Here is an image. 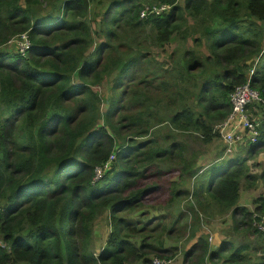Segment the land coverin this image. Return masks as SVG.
Segmentation results:
<instances>
[{
    "label": "trees",
    "instance_id": "16d2710c",
    "mask_svg": "<svg viewBox=\"0 0 264 264\" xmlns=\"http://www.w3.org/2000/svg\"><path fill=\"white\" fill-rule=\"evenodd\" d=\"M101 1L0 0V264H168L179 249H165L163 240L155 244L165 223L168 239L176 242L175 227L187 223L185 239L194 244L184 252V264H264V233L254 215L237 206L242 178L254 179L248 158L264 152V0H185L187 14L200 21L193 41L204 43L210 55L185 53L172 84L156 83L164 65L150 66L139 34L149 29L158 48L172 43L181 29L179 0ZM162 5L172 8L142 19L143 11ZM123 28L137 38L116 58ZM24 33L32 42L27 55L9 52L7 45ZM148 67L155 70L150 77ZM249 78L262 101L247 106L259 132L248 158L202 171L189 143L157 132L169 123L212 141L214 125L231 112L230 94ZM132 79L140 106L114 123ZM198 82L196 108L188 101L175 109L163 103L189 98ZM108 85L114 94L104 115L101 90ZM112 154L115 160L93 183L95 169ZM188 175L196 180L195 207L173 215L180 200H190L179 189ZM149 205L167 213L145 218ZM226 211L248 241L223 242L212 251L208 236L196 234L201 222ZM106 212L111 231L105 247L94 252L93 227ZM137 213L142 219H134Z\"/></svg>",
    "mask_w": 264,
    "mask_h": 264
},
{
    "label": "rangeland",
    "instance_id": "374dc122",
    "mask_svg": "<svg viewBox=\"0 0 264 264\" xmlns=\"http://www.w3.org/2000/svg\"><path fill=\"white\" fill-rule=\"evenodd\" d=\"M102 0L101 2H103ZM211 1V0H210ZM178 5L182 8V14L180 16L182 19L180 22V34L173 40L172 43L166 45L165 47L158 48L151 44V41L149 40V29L148 32L143 33L140 32L139 34V40L144 41L142 51L143 54L146 55L147 60L149 61V64L151 67L155 68L154 62H158L159 64H163V68L159 73L160 79L156 80V83L160 82H168L169 84L173 83L172 77L175 76L176 79L179 77V69L177 67L178 63L180 62V59L185 53L190 52H197L200 54L201 57L203 56H209L210 52L208 48L203 43L202 46H199L200 44L194 43V38L199 37V33L197 31L200 29V21H196L193 19V17L190 16V14H187L185 9V0H179ZM102 14L103 9L100 8L99 10ZM263 29H264V23H262ZM194 26L196 27L194 32ZM193 34V35H191ZM137 36L133 32H131L127 28H123L118 31L116 43H117V52H116V58L117 56H121L122 52H125L126 50H130L132 46H134L135 40ZM9 48L11 49L9 52L11 53H17V48L14 44L10 43ZM5 46L3 49L5 50ZM13 50V51H12ZM148 64V63H147ZM147 64H143L145 67ZM258 66V61L255 62L254 67ZM140 71V70H139ZM155 70L150 72L149 67L146 69V73L149 74L148 77L151 76L152 73H154ZM144 71H140L143 75H145ZM112 87V86H111ZM110 85L106 87V89L101 90L102 98L104 100L102 104L101 111L105 115V112L108 108V101L110 97H113V92L111 91ZM136 88H137V82L134 81V79L128 81L126 83L125 89L128 91V96L124 97L123 99H120L118 103V111L115 113V117L113 122L116 123L119 118L127 116H132L134 113L137 112L138 107L140 104L138 103V98L136 97ZM190 89H192V93L190 94V97L188 98L186 94L180 95L179 99L176 101H163L164 104L171 103L172 109H175L179 103L188 101V104L194 108L197 107V99L195 96L200 92L201 86L198 82V85L196 86H190ZM168 91V89H165L164 93ZM125 118V117H124ZM259 119V117L257 118ZM221 124V123H220ZM216 124L213 127L212 136L213 139L210 142H205L204 137L201 133H190L191 135H186L187 133H180L177 130L173 128V126L169 123H165L164 125L157 128L158 133L162 134H174L175 137L180 142H187L189 143V149L194 155H198V161L201 164H204L201 168L202 171L208 169L215 163L219 162L218 157H222L225 144L221 137L216 136L215 133L217 126ZM166 127V128H165ZM161 134V135H162ZM186 135V136H184ZM147 139H150L148 137ZM142 140V139H138ZM185 144V143H184ZM186 145V144H185ZM249 149H244L243 151L239 152L238 154L234 155L231 159L235 158H248V152ZM228 159L224 161H229ZM248 167H249V175L253 176V180H246L245 177L242 178V187H241V195L240 200L237 204L240 208H245L252 213L254 216H262L264 212V152H260L259 154L255 155L254 157L248 158ZM171 177V176H170ZM175 178V175L172 176V179ZM198 179V178H197ZM179 179H177L178 181ZM195 178L192 175H188L183 180V183L180 185L179 189L181 190H187L190 193V200L182 199L175 207L174 210L171 211L173 215H176L180 211L187 212L188 208L195 207L194 204V196H193V189L195 186ZM187 200V201H186ZM257 208L263 209L262 211H258ZM160 206H148L143 212H146L148 217H152L153 219L159 218L160 215L166 214L167 211L159 210ZM215 210V208H213ZM178 210V211H177ZM193 214V213H191ZM134 219H142L141 215L139 213L134 215ZM146 220V219H145ZM160 223H162L160 221ZM163 224V223H162ZM187 223L184 224H178L175 227L174 236L176 238H180L179 242L172 241L171 239H168L167 233L168 229L166 227V223L163 225H159V229L157 233L155 234V244L156 242L163 240V247L165 249H169L171 246H178V252H176L175 256L171 258L172 261L171 264H184L183 263V255L184 252L191 248V246L194 244L193 241L187 243L186 237L189 232V228L186 227ZM171 226V224H169ZM170 229V228H169ZM199 233L196 234L197 237L201 236L202 234H206L209 239L212 236H215L216 238L223 239V242H233L235 245H239L241 243L247 242L248 239H245L246 237L242 236L243 234L241 232V227L238 229L235 228V222L233 218L232 211H226L223 212V214H214L212 216L211 220H206L204 224L200 225V228L198 229ZM94 236H93V251L96 252V250L105 247L106 240L108 237L109 232L111 231L110 225H109V215L106 212L104 215L100 216L93 227ZM197 237L195 239H197ZM208 239V238H207ZM138 243H142L143 238L136 239ZM210 242V241H209ZM1 244V243H0ZM211 244V242H210ZM213 251V249H212ZM256 257L257 255H253ZM256 258H253L255 260ZM219 264H223L221 261Z\"/></svg>",
    "mask_w": 264,
    "mask_h": 264
},
{
    "label": "built area",
    "instance_id": "2783aa9c",
    "mask_svg": "<svg viewBox=\"0 0 264 264\" xmlns=\"http://www.w3.org/2000/svg\"><path fill=\"white\" fill-rule=\"evenodd\" d=\"M171 9V6L162 5L160 7L155 6L152 10L147 9L141 13L142 18H146L152 14H161L164 10ZM10 43L14 44L17 48V53L22 56H26L32 42L29 34L24 33L14 38ZM9 43V44H10ZM262 101L260 93L250 87V84L240 86L231 95V102L233 105V111L231 115L219 124L216 131L219 132L221 138L225 144V154L231 155L236 152V149L246 145H254L259 136L258 123L251 120L247 106L253 102ZM115 160V155L112 154L110 160L103 167H97L95 169V177L93 183L98 182L104 176L105 170L109 169V165ZM254 226L264 233V215L254 216ZM154 264H166L164 260L155 259ZM169 261L168 264H171Z\"/></svg>",
    "mask_w": 264,
    "mask_h": 264
},
{
    "label": "clouds",
    "instance_id": "9594fccd",
    "mask_svg": "<svg viewBox=\"0 0 264 264\" xmlns=\"http://www.w3.org/2000/svg\"><path fill=\"white\" fill-rule=\"evenodd\" d=\"M172 8V7H171ZM147 18V17H146ZM142 19H145V18H142ZM254 71H255V67L254 68H252V70H251V73H250V75H253L254 74ZM251 84V78H249V80H248V82L246 83V84ZM246 84H243V85H240V86H244V85H246ZM240 86H237L236 88H238V87H240ZM250 87H251V85H250ZM236 88L233 90V92L236 90ZM252 88V87H251ZM253 89V88H252ZM255 90V89H254ZM257 91V90H256ZM232 92V93H233ZM232 93L230 94V97H229V101H230V104H231V112H230V114L227 116V118L231 115V113H232V111H233V105H232V102H231V95H232ZM226 118V119H227ZM225 119V120H226ZM225 120H223V121H225ZM222 121V122H223ZM222 122H220V123H222ZM219 123V124H220ZM215 135L216 136H219V137H221V135L219 134V132H216L215 133ZM256 143V142H255ZM254 143V144H255ZM251 147V145H246V144H244V146H242V147H239L238 149H236V152L235 153H233V154H231V155H226L225 154V147H224V151H223V154H222V157L220 158V157H218V159H219V161H224V160H226V159H231L234 155H236V154H238L239 152H240V150H244V149H248V148H250ZM254 217V216H253ZM255 219V218H254ZM201 235H203L202 233H201ZM216 239V237L215 236H212L210 239H209V237H208V239H207V241H208V243H209V245L211 246V244L214 242V240ZM211 242V244H210V242ZM222 245V244H221ZM220 245V246H221ZM212 248V247H211ZM215 251V250H214Z\"/></svg>",
    "mask_w": 264,
    "mask_h": 264
},
{
    "label": "crops",
    "instance_id": "0c3cea01",
    "mask_svg": "<svg viewBox=\"0 0 264 264\" xmlns=\"http://www.w3.org/2000/svg\"><path fill=\"white\" fill-rule=\"evenodd\" d=\"M8 49L11 50V49L9 48V46H8ZM8 49L6 48V50H8ZM241 151H243V150H240V152H241ZM221 244H223V239H221V238H216V239L214 240V242L211 244V247H212L213 251H214V250H217V249L220 247Z\"/></svg>",
    "mask_w": 264,
    "mask_h": 264
},
{
    "label": "bare ground",
    "instance_id": "6f19581e",
    "mask_svg": "<svg viewBox=\"0 0 264 264\" xmlns=\"http://www.w3.org/2000/svg\"><path fill=\"white\" fill-rule=\"evenodd\" d=\"M257 143V142H256Z\"/></svg>",
    "mask_w": 264,
    "mask_h": 264
}]
</instances>
